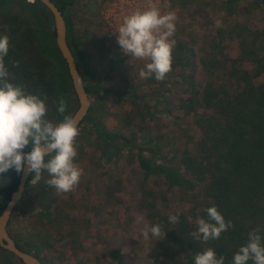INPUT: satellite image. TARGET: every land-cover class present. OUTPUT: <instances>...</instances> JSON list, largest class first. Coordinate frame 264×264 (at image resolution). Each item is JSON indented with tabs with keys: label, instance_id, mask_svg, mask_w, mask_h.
<instances>
[{
	"label": "trees",
	"instance_id": "obj_1",
	"mask_svg": "<svg viewBox=\"0 0 264 264\" xmlns=\"http://www.w3.org/2000/svg\"><path fill=\"white\" fill-rule=\"evenodd\" d=\"M52 1L63 14L66 42L84 82L85 77L91 75V59L82 47L86 31H75L67 13L77 0ZM22 2L25 3L24 0ZM186 2L182 0L181 7ZM232 2L226 0L223 4L226 14L233 12L230 7ZM31 7L34 14L29 11L28 23L13 14H0V35L9 36L5 65L13 72L10 78L12 83L22 85L26 92L40 95L41 98L46 96L48 111H52V106L55 111L58 103L53 102L52 84L47 78L46 54L56 56L59 62L57 66H62L63 70L66 67L55 42L46 38L38 17V13L41 18L42 12L50 14L49 11L38 0H34ZM252 9H258L264 15V0H252L238 8L242 14ZM198 12L202 14L203 10ZM202 16L207 19L208 13L204 12ZM227 30L228 34L233 32L237 39L238 51L234 56L221 48L217 52L213 49L201 50L195 43L184 41L178 42L172 50V70L167 76L175 78L172 92L178 93V99L177 103L164 107V111L171 115L176 110L180 112L179 116L191 119L199 131L192 149L178 148L169 163L160 162L145 154L146 150L154 154L152 148L144 145L146 142L152 144L151 137L144 139L133 133L127 136L109 131L99 120H92L90 113L83 119L91 122L96 138L101 142L102 154L107 159L110 158L107 152H110L113 144L130 146L135 150L136 167L141 174L161 177L168 186L187 196L189 203L187 209L172 214L179 217L175 225L169 222L171 215L163 214L150 205L147 217L151 226L158 224L162 227L164 238L156 240L153 237L143 261L137 260L128 251L108 245L102 256L103 264H194V255L206 248H212L217 258L223 256L224 264H233L234 254L247 242L248 233L256 228L260 230L261 244L264 245V26L247 28L234 24ZM50 45L56 52H49ZM13 62H18V66L13 67ZM120 64L121 59L110 57L109 72L116 70ZM246 64H250V68ZM199 68L203 71L201 77L198 75ZM131 80L129 88L136 91L143 84H150L156 79L153 75L137 84ZM85 89L89 96L104 92L101 87L91 83L85 84ZM68 90L73 94L71 83L70 88L60 87L58 98H65ZM135 95L130 99L133 103ZM134 108L145 123L153 121L159 124V117L149 107L143 111L134 104ZM111 152L115 154V151ZM10 173L8 184L0 185V195L3 196L0 199V213L18 183L19 175L14 170H10ZM31 178L30 174L29 180ZM211 206H215L226 221L230 220L233 227L221 233L219 239L207 242L194 240L191 233L196 231L198 219L207 220L206 209ZM36 212L48 220L57 218L52 216H59L53 197L40 202ZM12 238L20 249L33 252L42 264H52V259L46 255L50 247L43 241L36 239L21 244ZM248 264L253 262L250 260Z\"/></svg>",
	"mask_w": 264,
	"mask_h": 264
},
{
	"label": "rangeland",
	"instance_id": "obj_2",
	"mask_svg": "<svg viewBox=\"0 0 264 264\" xmlns=\"http://www.w3.org/2000/svg\"><path fill=\"white\" fill-rule=\"evenodd\" d=\"M22 1L0 0V14H13L28 23L29 11L33 10L28 0H24L25 3ZM250 1L233 0L230 4L233 12L226 14L223 6L226 0H187L184 7H181L182 0H77L67 13L75 31H86L82 47L91 59V75L85 77L84 83L98 85L104 91L89 96L90 118L99 120L109 131L127 136L133 133L144 139L151 137L152 144L146 142L144 145L152 148L154 154L148 150L145 154L160 162L169 163L178 148L192 149L199 131L191 119L179 116L180 112L176 110L171 115L164 111L168 104L177 103L178 93L172 92L175 78L168 75L163 81L143 84L136 91L130 89L129 79L136 84L144 79L139 72L148 61L122 54L116 42V32L125 16L154 4L161 14L175 13L176 31L170 39L176 44L180 41L193 42L198 49L217 52L221 48L234 56L238 51L237 39L233 32L228 34L225 30L234 24L247 28L264 26L263 12L252 9L242 14L238 10ZM188 2L192 5H187ZM200 9L208 13L207 19L198 12ZM38 17L46 38L54 43L51 15L42 12V17L39 13ZM217 20L221 22L220 27H216ZM49 52H56L52 45ZM110 57L121 59V64L112 72L108 70ZM46 58L47 78L52 84L53 102L57 104L63 98H58L57 91L63 86L70 88V82L66 69L57 66V57L46 54ZM246 67L250 68V64ZM202 73L199 68V77ZM66 93L63 98L67 104L64 115H72L77 102L71 90ZM134 94L136 100L133 103L130 99ZM134 104L143 111L149 107L156 112L159 124L141 120ZM56 112L57 109L54 111L52 106L46 118L53 123L62 121L63 115ZM78 128L80 134L75 141L77 156L74 158L75 165L82 170L78 185L68 193L58 194L55 188L45 183L50 179L46 172L35 185L30 184L31 178L10 216L7 230L21 244L36 239L43 241L50 247L46 255L52 259V264H103L102 256L108 245L128 251L137 260L143 261L153 240L151 234L148 239H143L140 234L145 225L151 226L147 217L148 207L154 205L161 213L172 215L188 208L187 196L168 186L161 177L141 174L136 167L135 150L130 146L113 144L107 152L110 156L107 159L102 154L101 142L96 138L91 122L83 120ZM10 175V170L3 174L8 182ZM51 197L56 201L59 212V216H52L57 217L54 220L45 219L36 212L39 203ZM0 264L23 263L8 251L0 249Z\"/></svg>",
	"mask_w": 264,
	"mask_h": 264
},
{
	"label": "clouds",
	"instance_id": "obj_3",
	"mask_svg": "<svg viewBox=\"0 0 264 264\" xmlns=\"http://www.w3.org/2000/svg\"><path fill=\"white\" fill-rule=\"evenodd\" d=\"M29 3L34 0H28ZM175 13L161 14L154 4L145 10H135L123 18L116 42L124 55L147 60L139 72L141 78L154 75L157 81H163L172 70V50L176 41L170 39L176 31ZM216 27L221 26L217 20ZM9 51V36L0 35V185L8 182L3 174L14 170L17 175L23 171L31 174L30 184H37L42 173L50 179L45 183L55 188L58 194L72 191L79 183L82 170L74 163L77 156L75 141L80 134L76 120L71 115H64L67 104L61 98L57 112L63 115L62 121L53 123L47 119V97L28 93L22 85L10 80V73L5 65ZM13 67L18 62H13ZM30 149L25 151V149ZM207 220L200 218L197 229L191 233L194 240L219 239L221 233L233 227L226 221L215 206L206 209ZM142 219V218H141ZM139 222V220H138ZM169 222H179L178 215H171ZM258 228L248 233L247 242L240 246L233 256V264H264V245ZM143 239L164 238L165 231L160 225L143 228ZM194 264H224V257L217 258L212 248H206L194 255Z\"/></svg>",
	"mask_w": 264,
	"mask_h": 264
},
{
	"label": "water",
	"instance_id": "obj_4",
	"mask_svg": "<svg viewBox=\"0 0 264 264\" xmlns=\"http://www.w3.org/2000/svg\"><path fill=\"white\" fill-rule=\"evenodd\" d=\"M38 1L47 8L52 17L55 45L63 59L72 86V91L77 102L76 109L71 116H73L77 122V126H79L89 112L91 101L89 94L85 89V84L78 72L75 59L66 42L65 20L63 14L52 0ZM29 177L30 174L27 173V171H23L19 174L17 186L15 190L11 192L8 201L0 213V247L14 255L23 264H42L33 252L20 249L7 230L10 216L24 194Z\"/></svg>",
	"mask_w": 264,
	"mask_h": 264
}]
</instances>
